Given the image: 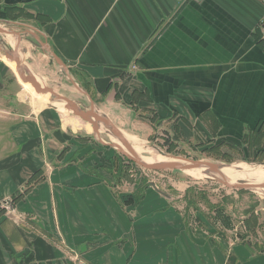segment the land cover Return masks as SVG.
<instances>
[{
  "label": "crops",
  "instance_id": "1",
  "mask_svg": "<svg viewBox=\"0 0 264 264\" xmlns=\"http://www.w3.org/2000/svg\"><path fill=\"white\" fill-rule=\"evenodd\" d=\"M263 17L264 0H0V38L128 136L264 146ZM24 84L0 51V264H264L261 242L113 186L78 117Z\"/></svg>",
  "mask_w": 264,
  "mask_h": 264
},
{
  "label": "rangeland",
  "instance_id": "2",
  "mask_svg": "<svg viewBox=\"0 0 264 264\" xmlns=\"http://www.w3.org/2000/svg\"><path fill=\"white\" fill-rule=\"evenodd\" d=\"M43 75L39 79L42 88L64 95L76 102L83 110H92L90 97L81 92L82 89L74 85L62 70L56 67V71L48 70ZM32 96L34 98L37 97L34 93H32ZM60 103L59 101L52 104ZM95 111L97 112L96 108ZM69 113L73 114L70 111ZM78 120L81 124L79 130L76 128L78 134L84 140L89 141L88 143H91L94 149L98 150L99 156L103 159L104 167L111 174L110 180L113 186H124L123 188L125 189L123 190L129 192L134 191V187L140 186V189L135 191V194L140 196L141 190L147 187L159 194L151 186V183H155L160 191L168 195V201L180 209V213L192 223L191 225L200 227L202 223L206 228L202 226L201 228L206 231L208 227L209 231H207L210 234L217 232L218 234H223L225 237L224 244H236L247 240V242L252 243L261 242L262 246H264V192L231 189L214 177L201 180L195 179L191 176L189 170L162 172L144 170L125 158L118 149L104 145L101 142L102 139L107 144L118 143L122 145L109 127L101 124L99 136L94 132L90 123L80 118ZM114 125L117 127L115 123ZM87 126H90L91 129L88 130ZM121 132L132 147H135L136 143L142 145L143 151L142 153L139 152V156L151 158L152 163L170 161L173 157H183L212 162L220 167L259 165L264 168V146H238L226 141L217 142L212 139L186 144L182 143V140H178L173 145L171 140L163 143L159 141L158 143L155 139L133 138L126 135L123 131ZM238 175L239 178L234 183L264 184V181L258 182V180L262 179L258 175L254 179H250L247 172L238 173ZM133 184L136 186L134 185L133 187ZM116 190L118 189L116 188ZM217 208L222 210L223 216H217ZM223 217L230 219L231 226L226 220H224L225 226L223 225ZM248 217H250V226L253 228L245 231L242 221ZM233 226L234 228H232ZM256 226L258 227L254 230Z\"/></svg>",
  "mask_w": 264,
  "mask_h": 264
},
{
  "label": "water",
  "instance_id": "3",
  "mask_svg": "<svg viewBox=\"0 0 264 264\" xmlns=\"http://www.w3.org/2000/svg\"><path fill=\"white\" fill-rule=\"evenodd\" d=\"M0 51L4 55V57L7 59V61L13 67L16 68V71L19 74L21 80L25 84L31 85L37 94L43 95L49 102H58V101L64 102L63 108L65 110L72 112L76 117L82 119L85 122L90 123L94 132L98 134L99 136H100L101 124H104L105 126L109 127L112 130V133L120 140L123 146L118 143L107 144L103 142L102 139H101V142L104 145L118 149V151L125 158L137 164L144 170L151 171V172L195 170L202 166H206L209 172L220 174L222 178L219 179V181L228 188L238 189L240 191L241 190H255L257 192L260 190H264V184H244V183L228 182V180L220 172L221 167L218 164H215L212 162H207L203 160H192V159L183 158V157H173L171 158L170 161L161 162V163H147L143 161L141 157L137 154V152L134 150V148L130 145V143L126 140L122 132L114 125V123L109 118L95 111L94 102L91 98L90 99L92 102V106H91L92 110L81 109L76 102L70 100L69 98L61 94H58L54 91H51L49 89L42 88L38 79L33 74L28 72L25 69L23 63H21L18 59H16L6 49L5 44L3 43L1 38H0ZM53 57L60 66H64L63 62L55 54H53ZM72 83L75 85L73 81ZM81 92H84L87 96H89V94L85 92L84 90H81ZM151 186L157 192H159L162 196L169 198L166 193L159 190L158 186L155 183H151Z\"/></svg>",
  "mask_w": 264,
  "mask_h": 264
},
{
  "label": "bare ground",
  "instance_id": "4",
  "mask_svg": "<svg viewBox=\"0 0 264 264\" xmlns=\"http://www.w3.org/2000/svg\"><path fill=\"white\" fill-rule=\"evenodd\" d=\"M24 86H25L26 90H28L29 92L36 94V92L34 91V89L32 88L31 85L24 84ZM60 104L64 105V102H61ZM87 127H88V130L91 129L90 126H87ZM141 146L142 145H139V143H136V146L133 147L138 155H139V152L142 153V151H143V148ZM141 159L147 163H152L151 162L152 160L149 157L141 156ZM244 166H247V167H242L240 165H238V167H237V165L231 166V167H228V166L223 167L222 166L220 168V172L230 183L235 182L239 178L240 174L238 175V173H243V172H247L250 179H254L258 175L259 178H262V179L258 180V182L264 181V168L262 166H259V165L249 166V167H248V165H244ZM189 172H190L192 177H194L195 179H200V180L201 179H210V177H214V178H218V179L222 178L220 176V174L209 172V170L206 168V166H202V167L195 169V170H189ZM262 192H264V190L259 191V193H262Z\"/></svg>",
  "mask_w": 264,
  "mask_h": 264
},
{
  "label": "built area",
  "instance_id": "5",
  "mask_svg": "<svg viewBox=\"0 0 264 264\" xmlns=\"http://www.w3.org/2000/svg\"><path fill=\"white\" fill-rule=\"evenodd\" d=\"M174 1L177 2V3H185V2H187L189 0H174ZM259 29H260V31L262 33V41L264 43V17L261 19V21L259 23Z\"/></svg>",
  "mask_w": 264,
  "mask_h": 264
},
{
  "label": "trees",
  "instance_id": "6",
  "mask_svg": "<svg viewBox=\"0 0 264 264\" xmlns=\"http://www.w3.org/2000/svg\"><path fill=\"white\" fill-rule=\"evenodd\" d=\"M217 209H218V208H217ZM218 211H219V216H223V212H222V210H218ZM223 219L226 220L227 223L230 222V219H229V218H224V217H223ZM245 222H247V220H245ZM227 223H226V225L229 226ZM247 224H249V223H247Z\"/></svg>",
  "mask_w": 264,
  "mask_h": 264
}]
</instances>
